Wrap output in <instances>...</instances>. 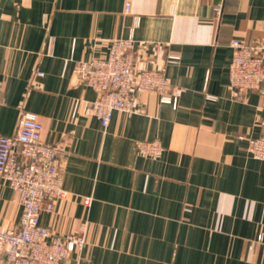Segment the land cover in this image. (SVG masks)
<instances>
[{
	"label": "crops",
	"instance_id": "obj_1",
	"mask_svg": "<svg viewBox=\"0 0 264 264\" xmlns=\"http://www.w3.org/2000/svg\"><path fill=\"white\" fill-rule=\"evenodd\" d=\"M132 29L138 68L164 69L179 103L137 92L135 111L105 127L98 92L74 69ZM235 38L264 42V0H0V135L32 112L58 148L68 194L41 221L56 232L86 223L65 264H264V160L247 151L264 132V87L231 88ZM153 139L160 154L138 151ZM21 213L0 177V229Z\"/></svg>",
	"mask_w": 264,
	"mask_h": 264
},
{
	"label": "built area",
	"instance_id": "obj_2",
	"mask_svg": "<svg viewBox=\"0 0 264 264\" xmlns=\"http://www.w3.org/2000/svg\"><path fill=\"white\" fill-rule=\"evenodd\" d=\"M126 10L130 5L126 4ZM222 10L221 6L217 11ZM136 24H138V19ZM53 38L48 40L52 51ZM233 56L229 65L232 89L264 87V42L245 43L239 38L231 42ZM137 42L133 29L127 37L114 38L105 56L79 60L74 69L76 80L98 92L92 111L103 126H108L117 110L134 112V95L151 92L162 103H179L181 90L172 88L164 69H144L137 66ZM178 54L169 53L168 63L178 62ZM37 74L43 75L42 71ZM0 82V91H1ZM208 99L216 96L206 92ZM264 129V117L261 120ZM43 122L32 112H24L15 134L0 135V177L17 192L22 206L19 220L13 227L0 229V264H65L71 253L82 248L86 240V223L74 232H56L41 221L43 210H54L58 200L68 194L61 169L58 148L42 138ZM138 151L155 156L162 152L159 139L138 140ZM247 151L264 160V132L248 139ZM90 197H85L88 204ZM256 239L264 252V234Z\"/></svg>",
	"mask_w": 264,
	"mask_h": 264
}]
</instances>
